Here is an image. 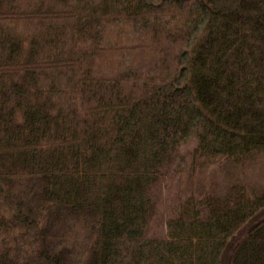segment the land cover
<instances>
[{"label": "trees", "instance_id": "obj_1", "mask_svg": "<svg viewBox=\"0 0 264 264\" xmlns=\"http://www.w3.org/2000/svg\"><path fill=\"white\" fill-rule=\"evenodd\" d=\"M0 264H264V0H0Z\"/></svg>", "mask_w": 264, "mask_h": 264}, {"label": "rangeland", "instance_id": "obj_2", "mask_svg": "<svg viewBox=\"0 0 264 264\" xmlns=\"http://www.w3.org/2000/svg\"><path fill=\"white\" fill-rule=\"evenodd\" d=\"M243 231H244V229H242V230H241V231L235 236V238L233 239V242H234L236 239H238V237H240V236L242 235Z\"/></svg>", "mask_w": 264, "mask_h": 264}]
</instances>
